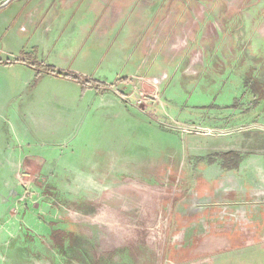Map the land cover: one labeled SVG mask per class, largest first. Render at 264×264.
Returning <instances> with one entry per match:
<instances>
[{"label": "rangeland", "instance_id": "374dc122", "mask_svg": "<svg viewBox=\"0 0 264 264\" xmlns=\"http://www.w3.org/2000/svg\"><path fill=\"white\" fill-rule=\"evenodd\" d=\"M17 127L0 264H264L262 180L198 170L242 137L264 155V0H9L0 149Z\"/></svg>", "mask_w": 264, "mask_h": 264}, {"label": "crops", "instance_id": "0c3cea01", "mask_svg": "<svg viewBox=\"0 0 264 264\" xmlns=\"http://www.w3.org/2000/svg\"><path fill=\"white\" fill-rule=\"evenodd\" d=\"M8 1L9 0H5V2H3L1 5L7 3ZM31 62L33 64L35 63V61ZM40 65L42 68L40 72L42 74H48L49 76H53L59 79L62 78L49 74L43 70L46 66L52 65H44L42 63ZM67 80L79 84L78 82L71 79ZM92 80L100 82L98 79ZM16 116H14L13 120L17 119L16 121H18L19 117L17 114ZM15 123L13 124L15 125ZM13 129L15 130H12V135L14 133L16 134V139L19 145H13V147L5 145L4 148L0 149V174L7 173V171H16L17 165L22 164L24 162V158L26 156H29L30 153V151L24 152V147H29L28 145L30 142L28 140L30 138H27L25 133L23 134L22 131L16 130L20 129V127ZM5 136L6 133H0V139L1 137L4 138ZM245 137H248L249 139L250 135L247 133L245 134ZM243 139L244 137H242V140L237 146L222 150L221 153H219L217 159L210 161L209 163H199L198 170L201 172H205L208 176H212V178H214L215 180L222 179L223 183L227 182L229 186L237 184L236 186H239L243 189L241 194L249 199L250 193L246 189L249 186V181H254V175L260 178L262 180V184H264V155L262 154V156H253L249 152H247L248 154H246V151H251L252 148L250 146L251 143L245 142ZM259 149L264 150L263 146Z\"/></svg>", "mask_w": 264, "mask_h": 264}, {"label": "trees", "instance_id": "16d2710c", "mask_svg": "<svg viewBox=\"0 0 264 264\" xmlns=\"http://www.w3.org/2000/svg\"><path fill=\"white\" fill-rule=\"evenodd\" d=\"M28 65H32L30 62H28ZM33 66V65H32ZM45 72L52 74L54 76L57 77H62V78H67V79H71L73 81L78 82L79 84H81L82 87L87 88V87H94L96 90H100L101 89H106V84L103 82H97L95 80H92L90 78H86V79H81L79 78L78 74H76L73 71H64L52 66H46L43 69ZM41 70H39L36 74H39Z\"/></svg>", "mask_w": 264, "mask_h": 264}]
</instances>
